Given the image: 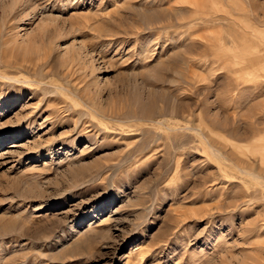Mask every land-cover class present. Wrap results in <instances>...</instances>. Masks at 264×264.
<instances>
[{
    "label": "rangeland",
    "instance_id": "1",
    "mask_svg": "<svg viewBox=\"0 0 264 264\" xmlns=\"http://www.w3.org/2000/svg\"><path fill=\"white\" fill-rule=\"evenodd\" d=\"M1 139L0 264H264V0H0Z\"/></svg>",
    "mask_w": 264,
    "mask_h": 264
},
{
    "label": "bare ground",
    "instance_id": "2",
    "mask_svg": "<svg viewBox=\"0 0 264 264\" xmlns=\"http://www.w3.org/2000/svg\"><path fill=\"white\" fill-rule=\"evenodd\" d=\"M49 20V22L50 23H53L54 21H53V19L52 18H49L48 19ZM47 25V24H46ZM25 48H26V56H25V58H24V64H22L21 65V67H26V65L29 63V62H31L32 61V57H31V55H32V51L33 52H36L35 51V49L34 48H36V43H30V44H27V45H25ZM24 48V49H25ZM39 49V48H38ZM37 50V49H36ZM40 51H41V49H40ZM226 51V50H225ZM37 53H38V51H37ZM68 54L66 55L67 56V58H66V60H65V64L66 65H70V64H73V63H75L77 60H79V57L81 56V55H79L78 56V58H76L77 56H75L76 55V51H75V49H74V47L71 49V51L69 50L68 52H67ZM224 55V54H223ZM227 55V54H226ZM41 56V55H40ZM86 57H88V56H86ZM39 59V58H38ZM40 59H42V58H40ZM39 59V60H40ZM45 58H43V60H44ZM36 61H38V60H36ZM256 59H254V60H252V61H248V65H254L255 63H256ZM43 62V61H42ZM229 62V61H228ZM78 63V62H77ZM93 63V62H92ZM26 64V65H25ZM42 64H44V63H42ZM234 64V63H233ZM243 64V63H242ZM242 64H238V65H236V66H234V67H237V66H242ZM37 65H38V63H37ZM231 65V64H230ZM40 67V66H39ZM68 67V66H67ZM91 70H92V72H95L96 71V68H95V66L93 65L92 66V68H91ZM96 83H95V85H98V81H95ZM94 101V100H93ZM92 101V102H93ZM95 103V102H94ZM97 104V103H96ZM94 105V104H93ZM22 136H21V134L20 135H18V138H21ZM2 140V139H1ZM1 145H0V148H2L3 146H4V142H3V140H2V142L0 143ZM36 157H39V156H36ZM42 157V156H41ZM38 209V208H37ZM39 209H41V208H39Z\"/></svg>",
    "mask_w": 264,
    "mask_h": 264
}]
</instances>
